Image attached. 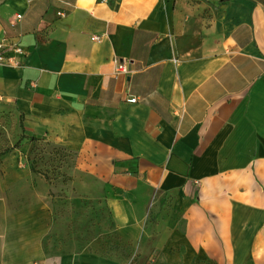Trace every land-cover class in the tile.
Wrapping results in <instances>:
<instances>
[{
	"label": "crops",
	"instance_id": "0c3cea01",
	"mask_svg": "<svg viewBox=\"0 0 264 264\" xmlns=\"http://www.w3.org/2000/svg\"><path fill=\"white\" fill-rule=\"evenodd\" d=\"M3 40L29 51L0 66L24 140L163 209L151 238L150 212L117 216L127 257L47 248L49 213L12 198L33 175L2 155L0 264H264V0H0Z\"/></svg>",
	"mask_w": 264,
	"mask_h": 264
},
{
	"label": "rangeland",
	"instance_id": "374dc122",
	"mask_svg": "<svg viewBox=\"0 0 264 264\" xmlns=\"http://www.w3.org/2000/svg\"><path fill=\"white\" fill-rule=\"evenodd\" d=\"M20 129L10 113L0 112V153L18 142L22 137ZM58 151L50 142L23 139L10 153L17 156L16 163L25 164L33 175L32 179L22 178L26 182L18 185L12 198L40 203L52 220L50 235L45 241L47 248L81 249L92 241H99L127 257L129 247L119 249L113 245L117 216L122 213L134 223L150 212L147 223L151 238L154 215L162 211V206L159 210L152 204L129 202L127 192L122 189L95 187L86 174L76 173L73 164L59 156ZM135 194L137 196V192ZM140 196L143 199L147 194L142 190Z\"/></svg>",
	"mask_w": 264,
	"mask_h": 264
},
{
	"label": "built area",
	"instance_id": "2783aa9c",
	"mask_svg": "<svg viewBox=\"0 0 264 264\" xmlns=\"http://www.w3.org/2000/svg\"><path fill=\"white\" fill-rule=\"evenodd\" d=\"M19 19L20 16H17ZM93 40L98 41L99 38L94 37ZM29 51L18 43L0 41V66H7L14 69H21L24 67L25 59ZM115 71L120 74H128V68L117 59L114 60ZM2 98L0 97V102ZM128 103H135V99L127 100Z\"/></svg>",
	"mask_w": 264,
	"mask_h": 264
},
{
	"label": "trees",
	"instance_id": "16d2710c",
	"mask_svg": "<svg viewBox=\"0 0 264 264\" xmlns=\"http://www.w3.org/2000/svg\"><path fill=\"white\" fill-rule=\"evenodd\" d=\"M20 127L23 129V122H22V119H20ZM25 139V136L22 135V137L18 140V142L11 148V149H6L5 151H3L2 153H0V156L2 155H8L11 153V150H14L16 148L19 147L21 141Z\"/></svg>",
	"mask_w": 264,
	"mask_h": 264
}]
</instances>
